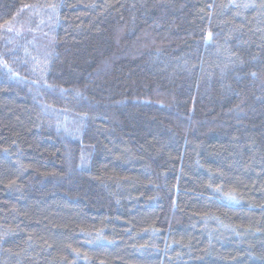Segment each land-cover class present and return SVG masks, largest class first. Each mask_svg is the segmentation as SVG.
<instances>
[{"label":"trees","instance_id":"1","mask_svg":"<svg viewBox=\"0 0 264 264\" xmlns=\"http://www.w3.org/2000/svg\"><path fill=\"white\" fill-rule=\"evenodd\" d=\"M0 264H264V0H0Z\"/></svg>","mask_w":264,"mask_h":264},{"label":"snow or ice","instance_id":"2","mask_svg":"<svg viewBox=\"0 0 264 264\" xmlns=\"http://www.w3.org/2000/svg\"><path fill=\"white\" fill-rule=\"evenodd\" d=\"M245 7H249L250 5H244ZM32 8H36L37 6L36 5H32L31 6ZM8 26V22H5V25L3 26V27H7ZM211 34H209V36H210ZM4 63H6V61H4ZM37 63H39V61H37ZM44 64L46 65L47 64V60H45L44 61ZM62 91H63V89H62ZM77 94H79V90H77ZM83 159V158H82ZM229 198H231V197H229Z\"/></svg>","mask_w":264,"mask_h":264}]
</instances>
